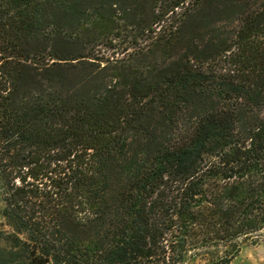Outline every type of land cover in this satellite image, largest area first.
<instances>
[{
	"label": "trees",
	"instance_id": "obj_1",
	"mask_svg": "<svg viewBox=\"0 0 264 264\" xmlns=\"http://www.w3.org/2000/svg\"><path fill=\"white\" fill-rule=\"evenodd\" d=\"M0 264H231L264 229V0H0Z\"/></svg>",
	"mask_w": 264,
	"mask_h": 264
},
{
	"label": "rangeland",
	"instance_id": "obj_2",
	"mask_svg": "<svg viewBox=\"0 0 264 264\" xmlns=\"http://www.w3.org/2000/svg\"><path fill=\"white\" fill-rule=\"evenodd\" d=\"M9 231V227L5 225V221L0 218V232ZM9 245L4 239V236H0V253L6 256V259L12 258L9 254ZM205 250L201 252V256L191 259L187 264H211L208 255ZM10 264H18V262H11ZM231 264H264V229L248 240H241L240 252L232 259Z\"/></svg>",
	"mask_w": 264,
	"mask_h": 264
}]
</instances>
